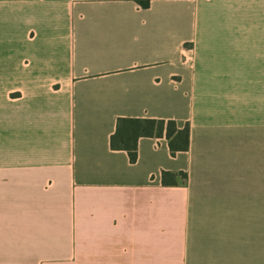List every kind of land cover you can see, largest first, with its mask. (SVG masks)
Segmentation results:
<instances>
[{
  "label": "crops",
  "instance_id": "crops-1",
  "mask_svg": "<svg viewBox=\"0 0 264 264\" xmlns=\"http://www.w3.org/2000/svg\"><path fill=\"white\" fill-rule=\"evenodd\" d=\"M139 1L0 0V264H264V0Z\"/></svg>",
  "mask_w": 264,
  "mask_h": 264
},
{
  "label": "trees",
  "instance_id": "trees-1",
  "mask_svg": "<svg viewBox=\"0 0 264 264\" xmlns=\"http://www.w3.org/2000/svg\"><path fill=\"white\" fill-rule=\"evenodd\" d=\"M139 2L144 6L150 4L148 0ZM142 136H165L172 155H175L177 152L189 149L190 127L189 124H186L183 128H180L174 119L120 117L118 118L116 132L111 137V147L116 150H126L130 161L134 163L138 159V141ZM178 175L184 179L187 178V174L184 172L164 171L162 181L164 184H177L176 177Z\"/></svg>",
  "mask_w": 264,
  "mask_h": 264
}]
</instances>
